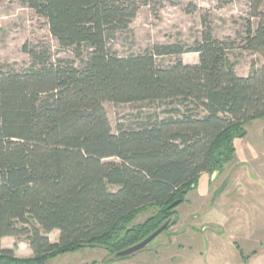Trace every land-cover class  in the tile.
<instances>
[{
	"label": "trees",
	"instance_id": "16d2710c",
	"mask_svg": "<svg viewBox=\"0 0 264 264\" xmlns=\"http://www.w3.org/2000/svg\"><path fill=\"white\" fill-rule=\"evenodd\" d=\"M19 1L72 57L26 47L30 68L0 64V264H45L86 246L103 247L111 261L128 259L112 256L171 220L168 231L177 220L171 204H182L203 173L233 161L245 125L264 119V0H248L240 47L262 63L247 76L229 63L230 44L210 30L189 50L169 44L119 55L113 33L151 0ZM185 51L199 53V63L158 64L159 56ZM105 102L172 107L114 132ZM22 235L33 258L2 245Z\"/></svg>",
	"mask_w": 264,
	"mask_h": 264
},
{
	"label": "rangeland",
	"instance_id": "374dc122",
	"mask_svg": "<svg viewBox=\"0 0 264 264\" xmlns=\"http://www.w3.org/2000/svg\"><path fill=\"white\" fill-rule=\"evenodd\" d=\"M250 17L248 0H151L141 5L124 29L113 33L110 46L121 56L151 50L156 45L180 44L189 50L210 30L230 44L228 61L241 76L260 66L258 54L243 50L241 38ZM255 23L257 20H253ZM45 46L52 57L71 58L50 34L46 20L19 0L0 3V64L23 72L32 66L25 51ZM199 53L157 57L169 66L180 58L199 63ZM114 132L135 126L150 115L164 116L169 102H105ZM247 135L235 140L234 160L221 169L202 174L197 187L176 205V223L147 249L128 259L111 261L103 247H82L49 259L45 264H262L264 261V119L245 125ZM154 209L141 213L136 222L149 218ZM164 223V222H163ZM162 223V224H163ZM160 224V225H162ZM57 241L59 231L49 234ZM3 247H12L19 259L33 258L29 236H8ZM26 264V263H15Z\"/></svg>",
	"mask_w": 264,
	"mask_h": 264
},
{
	"label": "water",
	"instance_id": "95a60500",
	"mask_svg": "<svg viewBox=\"0 0 264 264\" xmlns=\"http://www.w3.org/2000/svg\"><path fill=\"white\" fill-rule=\"evenodd\" d=\"M179 203V200H176L171 204L172 207L176 206ZM171 223V220L166 221L162 226H160L157 230H155L153 233L148 235L146 238H144L142 241L129 246L128 248H125L121 251L116 252L113 254V259H122L129 257L133 254H136L146 248H148L162 233L165 232V230L168 228L169 224Z\"/></svg>",
	"mask_w": 264,
	"mask_h": 264
},
{
	"label": "crops",
	"instance_id": "0c3cea01",
	"mask_svg": "<svg viewBox=\"0 0 264 264\" xmlns=\"http://www.w3.org/2000/svg\"><path fill=\"white\" fill-rule=\"evenodd\" d=\"M3 239H4V238H3ZM3 239H2V240H3ZM5 248H9V249H11L12 247H8V246H7V247H5ZM32 252H33V251H32ZM262 264H264V261H263V263H262Z\"/></svg>",
	"mask_w": 264,
	"mask_h": 264
}]
</instances>
